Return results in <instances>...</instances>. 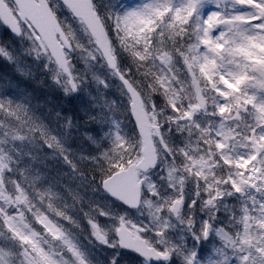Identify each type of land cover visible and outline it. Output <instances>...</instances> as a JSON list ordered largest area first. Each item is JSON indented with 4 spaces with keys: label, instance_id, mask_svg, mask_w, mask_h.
<instances>
[{
    "label": "snow or ice",
    "instance_id": "snow-or-ice-1",
    "mask_svg": "<svg viewBox=\"0 0 264 264\" xmlns=\"http://www.w3.org/2000/svg\"><path fill=\"white\" fill-rule=\"evenodd\" d=\"M0 27V57L63 94L0 87V264H99L82 234L264 264V0H0Z\"/></svg>",
    "mask_w": 264,
    "mask_h": 264
},
{
    "label": "trees",
    "instance_id": "trees-1",
    "mask_svg": "<svg viewBox=\"0 0 264 264\" xmlns=\"http://www.w3.org/2000/svg\"><path fill=\"white\" fill-rule=\"evenodd\" d=\"M114 89V88H113ZM114 91H115V89H114ZM114 96H116V94L114 93L113 94ZM126 126H127V130L129 131V133H131V130H132V122L129 120V121H126ZM129 256H130V258L131 259H136V256L135 255H133V254H129ZM137 260V259H136Z\"/></svg>",
    "mask_w": 264,
    "mask_h": 264
},
{
    "label": "rangeland",
    "instance_id": "rangeland-1",
    "mask_svg": "<svg viewBox=\"0 0 264 264\" xmlns=\"http://www.w3.org/2000/svg\"><path fill=\"white\" fill-rule=\"evenodd\" d=\"M31 60V62H32V58L30 59ZM142 218V217H141ZM143 219V218H142ZM144 264H145V262H144ZM148 264H149V262H148Z\"/></svg>",
    "mask_w": 264,
    "mask_h": 264
}]
</instances>
